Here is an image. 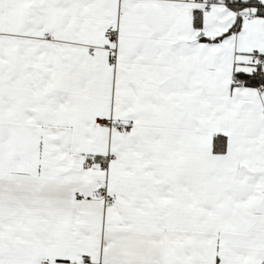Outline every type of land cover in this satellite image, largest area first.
Returning <instances> with one entry per match:
<instances>
[{"label": "snow or ice", "instance_id": "obj_1", "mask_svg": "<svg viewBox=\"0 0 264 264\" xmlns=\"http://www.w3.org/2000/svg\"><path fill=\"white\" fill-rule=\"evenodd\" d=\"M0 264H264V0H0Z\"/></svg>", "mask_w": 264, "mask_h": 264}]
</instances>
